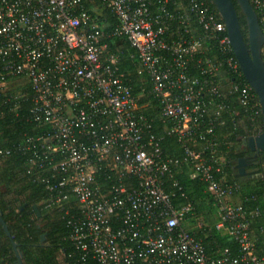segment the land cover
I'll use <instances>...</instances> for the list:
<instances>
[{
	"label": "built area",
	"instance_id": "obj_1",
	"mask_svg": "<svg viewBox=\"0 0 264 264\" xmlns=\"http://www.w3.org/2000/svg\"><path fill=\"white\" fill-rule=\"evenodd\" d=\"M250 1L264 32V0ZM103 2L119 21L114 35L135 50L138 75L150 82L184 159L164 156V137L153 132L126 83L120 55L102 41L83 0H0V87L15 79L30 84L29 120L37 128L13 149L30 153L29 173L49 193L44 207L65 212L83 264H264L252 235L260 212L230 204L239 186L228 184L214 161L216 121L228 108L220 101L236 95L254 116L260 112L225 21L210 0ZM208 41L226 58L208 59L203 78H193L190 63ZM200 143L203 151L196 149ZM183 164L192 168L193 180L206 183L219 217L216 229L238 242L237 255L226 248L210 257L184 226L194 205L177 182L171 191L164 182Z\"/></svg>",
	"mask_w": 264,
	"mask_h": 264
},
{
	"label": "trees",
	"instance_id": "obj_2",
	"mask_svg": "<svg viewBox=\"0 0 264 264\" xmlns=\"http://www.w3.org/2000/svg\"><path fill=\"white\" fill-rule=\"evenodd\" d=\"M83 6L91 15L92 22L104 33L102 41L108 44L112 53L120 55V66L126 75V83L138 98L141 110L153 121V132L164 137V156L183 160L184 148L176 134L167 133L168 129H171V123H165L161 119V107L159 101L150 93V82L138 75L140 64L132 57L135 50L126 37L114 35L119 21L104 5L103 0H83ZM210 6L212 9L216 8L212 0ZM236 6L243 34L248 42L247 22L237 4ZM173 35L169 36L170 40L175 39ZM205 47L206 49L190 63L189 75L193 78H203L202 71L207 67L208 59L223 62L226 58L217 42L208 41ZM225 74L226 67L222 68L215 79L221 83V77ZM222 90L225 92L227 89ZM22 94L26 95L20 96ZM31 94L27 81L15 79L9 82L8 88L0 87V211L12 235L9 238L0 223V264L17 262L12 240L18 244L24 264H83L70 239L67 218H64L65 212L59 208L44 207L49 193L36 177L29 173L30 153L13 149L15 144L21 143L25 134L37 132L35 124L29 120ZM255 100L257 108L260 109L256 116L240 104L236 95H228L223 101L219 100L228 108L216 121L215 136L220 147L214 154V161H219L227 183L239 186L231 197L230 204L243 205L250 211L259 210L260 215L252 223V235L256 241L257 252L264 255V152L259 155L260 162L249 168L252 172L248 175L242 177L235 169L238 160L251 152L247 147L246 138L258 135L264 130V116L257 94ZM203 146L204 144L200 143L196 149L203 151ZM4 149H13L11 155H2L1 151ZM204 155L209 157L211 153L204 151ZM191 173L190 165L183 164L174 170L172 177L164 178L167 191H171L173 183L177 182L186 192L187 202L190 201L194 205L195 212L188 216L184 226L190 234L202 240L210 257H216L219 251L226 248L237 255L238 242L216 229L219 217L214 207V199L207 192L206 183L199 179L193 180ZM35 207H38L40 212H37ZM72 209L77 210L78 205L74 203ZM200 218L204 224L198 228Z\"/></svg>",
	"mask_w": 264,
	"mask_h": 264
},
{
	"label": "water",
	"instance_id": "obj_3",
	"mask_svg": "<svg viewBox=\"0 0 264 264\" xmlns=\"http://www.w3.org/2000/svg\"><path fill=\"white\" fill-rule=\"evenodd\" d=\"M220 16L225 21L228 36L233 52L240 64L243 75L247 82L256 92L261 113L264 116V32L262 30L258 13L250 0H212ZM241 13L246 19L248 27V42L246 41L240 23ZM246 144L252 153H255L254 162H260L259 154L264 152V130L258 135H251L246 138ZM251 165V160L242 157L238 160L235 169L240 176L248 175L247 168ZM40 212L38 207H35ZM0 223L6 235L11 238L8 224L4 220L0 211ZM42 240H45L43 236ZM13 248L17 257L16 264H24L22 254L18 250V244L12 240Z\"/></svg>",
	"mask_w": 264,
	"mask_h": 264
},
{
	"label": "flooded vegetation",
	"instance_id": "obj_4",
	"mask_svg": "<svg viewBox=\"0 0 264 264\" xmlns=\"http://www.w3.org/2000/svg\"><path fill=\"white\" fill-rule=\"evenodd\" d=\"M246 158H248L249 160H251V165L248 168L252 167L255 163H257V162H254V160H255V153L250 152V154L247 155Z\"/></svg>",
	"mask_w": 264,
	"mask_h": 264
},
{
	"label": "rangeland",
	"instance_id": "obj_5",
	"mask_svg": "<svg viewBox=\"0 0 264 264\" xmlns=\"http://www.w3.org/2000/svg\"><path fill=\"white\" fill-rule=\"evenodd\" d=\"M226 89H227V88H226ZM247 169H248V172H249V173L252 172L251 169H249V168H247ZM202 224H204V222H203V220L200 218L198 228H201ZM207 224H208V223H207ZM207 224H206V225H207ZM186 225H188V224L186 223Z\"/></svg>",
	"mask_w": 264,
	"mask_h": 264
},
{
	"label": "crops",
	"instance_id": "obj_6",
	"mask_svg": "<svg viewBox=\"0 0 264 264\" xmlns=\"http://www.w3.org/2000/svg\"><path fill=\"white\" fill-rule=\"evenodd\" d=\"M223 76V75H222ZM223 78V77H222ZM248 171V170H247ZM249 173V172H248ZM251 173V172H250Z\"/></svg>",
	"mask_w": 264,
	"mask_h": 264
}]
</instances>
